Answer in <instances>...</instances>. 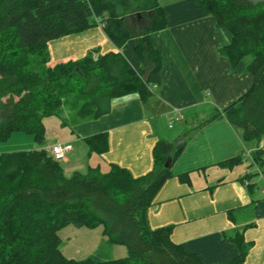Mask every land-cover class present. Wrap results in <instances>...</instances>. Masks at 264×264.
Instances as JSON below:
<instances>
[{"label": "trees", "instance_id": "1", "mask_svg": "<svg viewBox=\"0 0 264 264\" xmlns=\"http://www.w3.org/2000/svg\"><path fill=\"white\" fill-rule=\"evenodd\" d=\"M229 36L218 50L232 67L246 62L254 84L222 110L243 143L254 145V164L264 165V2L253 0H197ZM139 16L148 24L138 32L125 23ZM102 26L117 47L129 44L143 64L139 73L120 54L86 57L70 66L48 67V43ZM165 27L159 0H0V141L14 132L46 142L44 119L55 115L65 126L96 120L111 111L112 101L136 94L143 102L153 96L165 66L150 42L152 32ZM246 59H248L246 61ZM215 114L201 124L214 121ZM91 152L108 150L106 133L85 138ZM187 138L159 140L153 150L152 170L135 178L117 165L107 172L90 167L85 174L63 175L61 162L47 149L0 153V264H204L171 240L172 228L152 229L147 212ZM169 167H166L167 163ZM241 157L219 164L233 168ZM246 180H250L248 174ZM188 180V173L179 175ZM256 184H248L251 194ZM255 200L228 211L233 223L252 217ZM68 225L102 227L108 243L127 248V255L105 259L99 252L82 260L63 254L59 230ZM229 240L238 254L218 264H243L251 249L243 231Z\"/></svg>", "mask_w": 264, "mask_h": 264}, {"label": "crops", "instance_id": "2", "mask_svg": "<svg viewBox=\"0 0 264 264\" xmlns=\"http://www.w3.org/2000/svg\"><path fill=\"white\" fill-rule=\"evenodd\" d=\"M165 27L150 33L152 47L165 61L161 81L153 96L143 102L138 95L112 101L111 111L92 121L68 127L59 142L72 145L61 163L78 162L71 172L85 174L90 167L107 172L111 165L127 169L135 178L148 174L154 164L153 150L159 140L187 138L186 147L173 164L172 176L165 181L148 209L152 229L171 227V240L204 264H218L238 254L229 237L247 224L244 239L251 243L243 264H264V167L260 176L246 180L241 173L243 158L254 145L244 144L222 110L238 100L254 84L246 62L235 67L218 50L229 36L216 27L215 18L197 0H159ZM127 27L138 32L148 21L128 17ZM48 67L70 66L86 57L120 54L141 73L143 64L129 44L117 48L102 26L70 34L48 43ZM217 118L201 127L215 114ZM178 114L183 118L174 121ZM172 125V126H171ZM106 133L105 153L91 152L85 138ZM45 144L35 149L45 148ZM264 144V141L261 143ZM241 157L233 168L219 163ZM86 165H84V163ZM83 163V166L80 164ZM252 165L256 166L253 161ZM263 168V169H262ZM64 169V174L66 170ZM258 169V168H257ZM247 170H251L247 168ZM188 173V180L179 175ZM256 184L253 194L248 184ZM255 200L252 217L233 223L228 211L247 207Z\"/></svg>", "mask_w": 264, "mask_h": 264}, {"label": "rangeland", "instance_id": "3", "mask_svg": "<svg viewBox=\"0 0 264 264\" xmlns=\"http://www.w3.org/2000/svg\"><path fill=\"white\" fill-rule=\"evenodd\" d=\"M253 1L264 2V0ZM44 126L46 142L43 145L59 142V135L66 136L65 132L68 130V126L63 125L62 119L55 115L46 117L44 119ZM38 146L40 145L37 144L33 135L24 132H14L6 141H0V153L30 151L35 150ZM242 161L241 173L247 174V171H244L249 168L253 175L251 178H258L260 176L257 174L259 172L257 167L252 165V161L246 158H243ZM60 164L63 175L66 178H70L75 173L71 172V170L79 163L73 161L70 164ZM80 166H83V163ZM63 167L66 170V174H64ZM58 234L62 240L61 250L63 254L75 260H82L89 255L95 254V252H99L105 259H118L127 255V248L125 246L108 243L107 238L102 234V227L87 228L68 225L59 230Z\"/></svg>", "mask_w": 264, "mask_h": 264}, {"label": "built area", "instance_id": "4", "mask_svg": "<svg viewBox=\"0 0 264 264\" xmlns=\"http://www.w3.org/2000/svg\"><path fill=\"white\" fill-rule=\"evenodd\" d=\"M155 88H157V85H153L151 87V90H154ZM182 116L180 114H178L175 118H173L174 121H179V120H182ZM172 126V125H171ZM72 149V145L70 144H62V143H56V144H53L51 146H49L47 148V150L49 151V153L57 160H63L66 156V154ZM246 155H248L251 160H252V157H251V153L250 152H247ZM256 165V164H255ZM257 168H258V171L260 173V167L257 165ZM250 174V171L247 170V175Z\"/></svg>", "mask_w": 264, "mask_h": 264}, {"label": "clouds", "instance_id": "5", "mask_svg": "<svg viewBox=\"0 0 264 264\" xmlns=\"http://www.w3.org/2000/svg\"><path fill=\"white\" fill-rule=\"evenodd\" d=\"M128 95H130V96H132V95H138V93H136V94H133V93H129Z\"/></svg>", "mask_w": 264, "mask_h": 264}, {"label": "water", "instance_id": "6", "mask_svg": "<svg viewBox=\"0 0 264 264\" xmlns=\"http://www.w3.org/2000/svg\"><path fill=\"white\" fill-rule=\"evenodd\" d=\"M170 166V163L168 162L167 164H166V167H169Z\"/></svg>", "mask_w": 264, "mask_h": 264}]
</instances>
